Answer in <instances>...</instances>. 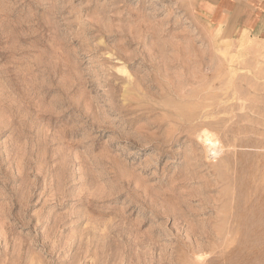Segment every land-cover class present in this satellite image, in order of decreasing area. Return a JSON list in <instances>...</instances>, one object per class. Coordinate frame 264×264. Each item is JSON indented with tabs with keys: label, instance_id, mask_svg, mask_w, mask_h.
I'll use <instances>...</instances> for the list:
<instances>
[{
	"label": "rangeland",
	"instance_id": "rangeland-1",
	"mask_svg": "<svg viewBox=\"0 0 264 264\" xmlns=\"http://www.w3.org/2000/svg\"><path fill=\"white\" fill-rule=\"evenodd\" d=\"M203 2L0 0V264H264V40Z\"/></svg>",
	"mask_w": 264,
	"mask_h": 264
},
{
	"label": "crops",
	"instance_id": "crops-1",
	"mask_svg": "<svg viewBox=\"0 0 264 264\" xmlns=\"http://www.w3.org/2000/svg\"><path fill=\"white\" fill-rule=\"evenodd\" d=\"M212 24L234 34L253 35L264 40V0H204Z\"/></svg>",
	"mask_w": 264,
	"mask_h": 264
},
{
	"label": "bare ground",
	"instance_id": "bare-ground-1",
	"mask_svg": "<svg viewBox=\"0 0 264 264\" xmlns=\"http://www.w3.org/2000/svg\"><path fill=\"white\" fill-rule=\"evenodd\" d=\"M247 33L246 32H244V36L246 35ZM243 36V37H244ZM248 44V43H247ZM251 43H249L248 45H250ZM250 47V46H249ZM251 49L250 48H246L245 49V51L243 52V53H241L240 54V60L241 61H245V60H247L249 57H250V54H251ZM206 142H207V144H209L210 146H216V142H214V140L210 137V136H207L206 137ZM209 146V147H210ZM211 148V147H210ZM214 149V154H217L218 153V151H219V148L218 147H215V148H213ZM212 151V150H211Z\"/></svg>",
	"mask_w": 264,
	"mask_h": 264
}]
</instances>
